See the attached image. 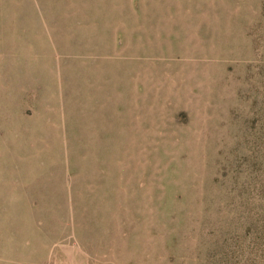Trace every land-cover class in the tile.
<instances>
[{
	"label": "rangeland",
	"instance_id": "1",
	"mask_svg": "<svg viewBox=\"0 0 264 264\" xmlns=\"http://www.w3.org/2000/svg\"><path fill=\"white\" fill-rule=\"evenodd\" d=\"M0 264H264V0H0Z\"/></svg>",
	"mask_w": 264,
	"mask_h": 264
}]
</instances>
